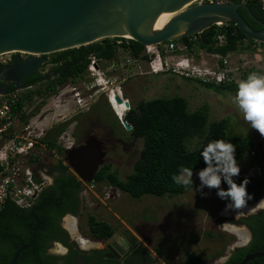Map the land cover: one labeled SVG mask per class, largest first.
<instances>
[{"label":"trees","instance_id":"16d2710c","mask_svg":"<svg viewBox=\"0 0 264 264\" xmlns=\"http://www.w3.org/2000/svg\"><path fill=\"white\" fill-rule=\"evenodd\" d=\"M247 5L253 17L245 9H240V14L254 30L261 29L259 22L256 21L264 22V12L261 10L260 4L256 0H249ZM220 35L224 36L223 43L218 40ZM189 39L190 37H186L176 43H188L190 51L201 49L221 56H227L239 50H249L258 44L264 45L248 39L234 23L212 26L198 35L195 44L194 42L190 43ZM120 49L128 52L130 56L139 57L144 50V45L126 38H108L80 48L50 54L48 64L56 66V75L53 78L55 81L46 83L44 87H39L34 90L33 94L40 95L46 100L52 94L57 93V89L68 81L74 82L84 77L88 72L92 57L105 60L110 65L117 64L115 61L118 59ZM143 59L148 58L143 57ZM252 72L262 74L260 70H251L244 72L241 79H246ZM38 77L31 78L26 86L39 82ZM198 84L218 94L226 92L236 94L238 86L237 83L212 85L199 82ZM13 90H15L14 85L9 88V91ZM45 103L43 102L34 109L35 111L30 116H25L23 119L28 121L41 110ZM22 106L23 103L16 110ZM115 119L118 122V118L115 117ZM126 120L133 127L132 138L143 141L140 158L135 163L134 172L123 180L115 171H112L111 165H104L92 184H108L137 200H141L146 195L155 197L184 195L195 184L185 189L176 184L172 177L179 173L181 166L188 167L194 172L205 167L201 151L210 141L216 139L234 143L237 149V160L246 154L255 152L254 161L264 170V151L257 140L245 134L229 136L228 129L231 126V119L227 117L210 121L208 105L192 112L189 109L188 100L184 97L156 98L141 101L128 113ZM67 126H55L46 133L40 143L45 145L47 151L56 149L59 154L63 155V149L58 147L57 140ZM38 161L39 159H32L31 163L36 164ZM53 176L54 184L48 186L41 193L32 209H22L12 201L5 204L0 213V264H10L16 252L25 245H30V247L20 254L17 264H55L57 257L47 256L44 253V248L53 241H61L67 245L65 239L68 238V234L59 227L60 221L67 215H79L83 185L70 171V168L61 162L57 163ZM240 181L242 180H237V182ZM224 187L226 188L227 185ZM248 191L250 194L254 193V199L248 204L260 200L264 196V176L261 179L251 180ZM214 193L216 194V190ZM37 208H42V210H35ZM40 214L43 215V220L40 221L34 243H32L33 233L38 225L34 216H40ZM87 224L93 238L97 240H109L116 233L112 225L99 220L94 215L89 216ZM247 224L255 234L253 242L256 245L253 248L259 244L260 248L264 247L263 213L252 217L247 221ZM209 236L214 237L212 233ZM69 251L68 256L63 258L66 264H77L76 259L80 257V253L72 247L69 248ZM137 252L147 257L148 260L150 257L151 264L155 263L156 260L151 258L145 247L140 246ZM246 252H250V248ZM102 254L98 251L83 253L84 264L92 262L100 264L96 257L103 256ZM157 254L161 255V252L157 251ZM86 255H93L95 260L86 258ZM259 261L263 262L261 259ZM127 262L130 263V260ZM103 264L118 263L106 260ZM182 264H204V258L198 254L188 253Z\"/></svg>","mask_w":264,"mask_h":264},{"label":"rangeland","instance_id":"374dc122","mask_svg":"<svg viewBox=\"0 0 264 264\" xmlns=\"http://www.w3.org/2000/svg\"><path fill=\"white\" fill-rule=\"evenodd\" d=\"M197 53L203 56L201 62L205 64L213 62L211 54L208 52L199 49ZM14 55L6 54L0 57V61H9ZM128 57H131L129 53L120 49L118 59L115 61L118 70L117 72H109L106 82L117 80L119 84L122 81V92L126 100L131 102L132 107H136L141 101L181 96L188 100L189 109L192 112L208 105L210 121L230 118L229 136L248 135L256 139L264 151V138L243 119V114L235 103V93L218 94L213 90L200 88L201 85L199 86L198 81L185 80L175 75H149L146 73L148 69L145 63L141 64V67H127ZM231 62L235 67L240 68V72L237 73V83L242 80L240 76L244 72L260 70L264 74V45L258 44L252 49L231 53ZM100 65L102 68L106 67L103 69L111 66L109 62H103ZM93 81V77L87 73L86 84L81 81L75 85L77 90L81 91L84 103V96L94 92L105 100L104 95H101L102 92H97L98 88L89 90V87L94 83ZM60 91L62 92H58L59 96L55 94L47 99V107L43 112L47 111L35 121L41 122L40 128L42 130L49 129L53 124L56 126L57 121L58 124L63 123V119H69L71 112L78 110V100L71 92L72 87L60 88ZM114 97L115 94H112L113 106L118 116H123L127 108L124 104H118ZM52 119L55 121H51ZM118 122L122 127L119 118ZM70 129L68 127L71 132ZM85 131L77 135L80 140L85 137ZM118 132L115 135H106V145L108 146L104 165H111L112 171H115L124 180L134 172L135 163L140 158L143 141L133 139L131 132H125L122 129H119ZM70 138H72L71 135ZM52 153L58 157L55 158L48 152L42 154V162L47 171L53 164L57 163L61 156L56 151ZM193 180L195 186L184 195L174 197L146 195L141 200L134 199L120 190H115L108 184H95V187H90L91 189H88L86 196H84L85 206L82 216L77 217V219L67 217L64 225L68 229H73L72 237L75 240L82 237L93 243L94 247L103 248V242L93 238L87 224L89 216L94 215L99 220L112 225L116 229L115 236L122 230H130L154 256L156 264H182L185 255L188 253L201 255L207 262L214 263L218 254L225 253L229 245L231 246L236 240V236H241L240 232L235 231L241 227L233 225L230 219H240L249 211H260V208L264 206H261L259 202L264 199V196L238 212L229 211L225 215L223 212L228 202L220 200L214 190H211L209 196L202 198L197 192L200 182L195 174ZM204 191L208 192L209 190L205 188ZM224 217L229 221L223 220ZM78 227H80V231H77ZM138 231L143 236H139ZM210 233L214 235L213 238L209 236ZM221 234H223V238H221ZM157 251H160L161 255H158Z\"/></svg>","mask_w":264,"mask_h":264},{"label":"water","instance_id":"95a60500","mask_svg":"<svg viewBox=\"0 0 264 264\" xmlns=\"http://www.w3.org/2000/svg\"><path fill=\"white\" fill-rule=\"evenodd\" d=\"M198 0H0V56L7 53H29L33 56L23 62L15 58L13 64L0 63V94L8 92L10 85L22 90L24 80L36 72L46 61L45 55L80 48L108 38H126L144 46L179 41L202 34L214 25L234 23L248 38L264 44V22L254 30L240 14L244 3H201ZM178 12L164 28L154 30L162 13ZM127 36V37H126ZM115 100L128 109L117 94ZM127 131L132 126L125 120ZM103 143L95 136L86 146L66 152L71 169L85 182L92 183L105 163ZM73 232V229L71 230ZM138 243L132 232L126 230L119 243L111 245V254L119 259ZM30 245L22 246L10 264H17L20 254ZM97 247L91 246L90 249ZM119 252V254H118ZM264 253L247 257L242 264Z\"/></svg>","mask_w":264,"mask_h":264},{"label":"built area","instance_id":"2783aa9c","mask_svg":"<svg viewBox=\"0 0 264 264\" xmlns=\"http://www.w3.org/2000/svg\"><path fill=\"white\" fill-rule=\"evenodd\" d=\"M248 1L199 0L196 3L232 4L241 2L247 4ZM256 1H258L261 10L264 12V0ZM198 35L190 37L189 42H194L195 44ZM223 38L224 36L220 35L218 37L219 42L222 43ZM198 51L199 49L190 51L188 43H176V41L158 45H146L139 57H128L126 66L135 68L141 67V64L145 63L148 69L146 73L149 75L169 74L204 84L222 85L238 82L237 73L240 72V68L232 64L231 54L221 56L220 54L209 53L213 62L205 64L200 61L203 60V56L200 53L198 54ZM143 57H147L148 59H143ZM0 62L7 63V61ZM103 62L107 61L92 57L89 66L91 74L97 73L99 75V85L105 81L109 72H117L118 70L116 64L103 69L106 68L101 67L100 63ZM121 83L122 81L118 84L117 80L110 81V84L113 86L109 91L111 96L115 92L122 96ZM94 87L95 84L91 85L89 89H93ZM31 89V87H28L23 90H14L3 95L0 94V213L8 201L14 202L18 207L23 209L32 208L38 196L49 185V177L37 178L31 164L32 159L41 158L45 148L40 143L44 132L38 130V124L35 122L37 120L35 118L37 117L30 119L28 122L23 119L25 116L28 117L36 107L35 102L37 97H33L30 94ZM101 91L105 90L101 87ZM76 96H78L77 93ZM21 103H23V106L16 110ZM70 135L66 131L57 141V145L64 150V153L73 146V138H70ZM254 157L255 152H252L238 160L241 166V174L236 178L237 180H243L245 177H250L251 180L263 178L264 171L254 161ZM58 159L65 166L68 165L62 156ZM90 187L94 188L91 185L88 186V189H91Z\"/></svg>","mask_w":264,"mask_h":264},{"label":"flooded vegetation","instance_id":"af4514ba","mask_svg":"<svg viewBox=\"0 0 264 264\" xmlns=\"http://www.w3.org/2000/svg\"><path fill=\"white\" fill-rule=\"evenodd\" d=\"M32 56L33 55L29 54V53L15 54L12 57V59L9 62H7V64H13L15 61V58H17V57H20L21 58L20 62H23V61L31 58ZM45 59H46L45 63L36 72H34L32 75H30L28 78H26L24 80V85H27L31 81V78L38 77V75H40V77H38L39 82H37L34 85H30L33 88V90H36L39 87H44L46 83H50V82L55 81V79H53V78L56 75V73H55L56 66L48 64L49 55H45ZM86 75L84 77L78 79L77 81H74V82L68 81L64 86H62L60 88H66L67 86H71L73 90L74 89L76 90V91L72 92V94L75 96L77 93L78 96L81 97V91L77 90L78 88L75 87V85L81 81H84V83H85ZM50 77H51V79H50ZM12 85H10L9 88H11ZM60 88H58L57 93L52 94L50 96V98L53 97L55 94H57L56 96H59L58 92H62V91H60ZM87 88H88V86H87ZM200 88L203 89L202 86H200ZM50 93H52V92H50ZM93 94H94V96H93ZM93 94H89L88 96H84L85 103H84V99L81 97V99H80L81 106L78 107V110L71 112L69 114V119H63V123L58 124V121H57L56 126L67 124L69 129H70V125L72 126V128L70 130H71L72 134L74 136H76V137L73 136L72 149H76V148L78 149L80 147L86 146L87 139L91 136H95L99 141H101L103 143L104 151L106 153V156H105V160H106V157H107L106 150H107V146H108V145H106V141H107L106 135H115V134L119 133L118 132L119 129H122L125 132H132L133 129L131 131H127L125 129V127L123 126V124H122V127L120 126L121 124L119 125V123L115 119V117H117V111L109 103L108 98L106 96H104L105 100H103L102 96L96 95V92H94ZM124 100L125 99H123V102L125 103ZM82 103H84V104H82ZM129 104H130V107L126 111L127 113L125 114V120H126V116L128 115V113L133 108H135V107H132L130 101H129ZM81 130L82 131L86 130L84 132L85 137L82 140H80L77 137V135L80 132H82ZM56 165H57V163L53 164L49 168V171H48L49 176H50V185L54 184L53 171H54ZM83 187H84V189L82 192V205H81L80 213L77 217L82 216L81 214H82V212L84 210V206H85L83 195L86 194V192H85L86 188L84 185H83ZM35 210L40 211V210H42V208H37ZM261 213H263V218H264V207L260 208V211L246 212L245 215L240 219H236V218L230 219L233 225H238L241 227L240 229L237 228L235 230V231L240 232L241 236H236V234L233 233L236 236V240L231 244V246L229 245V247L226 249L225 253L223 252L222 254H218L214 263H209L204 259V264H230V263L242 264L243 261L247 257L253 256V255L259 254V253H264V247L260 248V246H259L260 244L255 246V248H253V246L256 245L253 242L255 234H254V231L252 230V228L247 224V221H249L252 217H254V216L256 217V216L260 215ZM67 217H72V216L67 215L64 218H62V220L60 221V225H59V227L62 230L66 231L68 234V238L66 237V239H65L67 242V245L62 243L61 241H58V242L53 241L51 244L47 245L44 248V253L47 256L57 257L55 264H66V261L63 258L68 256V254L70 252L69 251L70 247H72L75 251H78L80 253V257H78L76 259L77 264H84L85 258H84V255H82L83 253L93 252V251H98L100 253H103L102 254L103 256H101V255L97 256V257L95 256L97 262L100 264L105 263L106 260L116 261L118 264H126V262L128 260H130V263L127 262V264H151L150 263V257L148 260L147 257L142 255L140 252L139 253L137 252L138 248L140 246L144 247V245L140 242V239L135 234H134V236L138 239V243L135 247H133L131 250L127 251V254L121 255V257L119 259L115 255L112 258H110V257H108V255L111 254L110 247L114 243H119V237H121V234L123 233L124 230L118 232L117 236H113L109 240L101 241L104 244L103 248L89 249V248H85L82 246L83 243H81V240L83 242L90 243V247L93 245V243H91L89 240H86L82 237H80V239H78V240H75L72 237V231H71L72 228L69 227L70 229H68L65 227L64 222H65V218H67ZM34 218L37 220L38 225H37V227L33 233L32 243H34L35 236H36L35 234H36L38 227L40 225V221L43 220V215H41V214H40V216L35 215ZM222 219L229 221L226 217H224ZM77 231H80V227H78ZM224 231L228 232L226 230H224ZM138 234H139V236H143V234L141 232H139ZM221 235H223V234H221ZM223 237L224 236H222L221 238H223ZM249 248H250V252H246V250ZM148 253L151 256V258H154V256L149 251H148ZM118 254H119V252H118ZM86 258L94 259L93 255H86ZM260 259L263 262H260L259 261ZM89 264H97V263L92 262ZM154 264H156V261ZM246 264H264V257L255 258L253 260H250Z\"/></svg>","mask_w":264,"mask_h":264},{"label":"clouds","instance_id":"9594fccd","mask_svg":"<svg viewBox=\"0 0 264 264\" xmlns=\"http://www.w3.org/2000/svg\"><path fill=\"white\" fill-rule=\"evenodd\" d=\"M239 3H241V2H239ZM7 54H9V53H7ZM10 54H19V53H10ZM4 55H6V54H4ZM9 61H7V62H9ZM1 64H7V63H1ZM87 73H90L89 68H88ZM90 75L94 79V83H92V85L95 84L94 88H98L97 92L98 93L102 92L101 95L106 96L108 98L109 103L113 106V102L110 98L111 94L109 92L113 86L110 84V81H108L106 84V81H107V78H106L105 81L99 85L98 84V79H99L98 76L99 75L97 73H95V74L90 73ZM221 79H222V77H221ZM185 80H190V79H185ZM193 81H195V80H193ZM120 85L122 88V83ZM28 87H31V86L25 85V87L23 89L28 88ZM101 87L105 91H101ZM89 90H91V89H89ZM74 91H76V90L72 89L71 92H74ZM8 92H11V91L8 90ZM8 92H6V93H8ZM33 92H34V90L32 88L30 90V94L33 97H37L36 102H35L36 103L35 109L39 105L43 104V102H46L42 106L41 110L36 115H34L30 118V119H32L34 117H37L35 119H40L41 116L43 115V113L47 111L46 110L43 112V110L47 107L46 105H47L48 100L47 99L45 100V98L40 96V95L33 94ZM117 94L118 93L115 92V96ZM1 95H3V94H1ZM75 97L78 100L77 105H79V107H80L81 104H80L79 100L81 99V97L76 96V95H75ZM120 97L122 98V100L123 99L126 100V98H124L123 92H122V96H120ZM40 99H41V102H39ZM125 102H129V101L127 100ZM235 103H236V106L238 107L239 111L243 114V119L248 124H250L252 129L256 130L259 133V135L262 138H264V74H258L257 72H252L247 76L246 79L241 80L237 86V91L235 94ZM34 111L35 110H33V112ZM126 111H125L123 116H118V113H117V117L121 120V122L123 119H125V114L127 113ZM30 119L28 121H30ZM45 120H47V118H45ZM51 121H55V119H52ZM36 124H38V130L44 132L43 138L45 137L47 132H49L52 128L55 127L53 124L54 127L51 126L49 129H43L42 130L40 128L41 122L37 121ZM132 129H133V127H132ZM66 131L69 132L73 138V134L68 130V128H66L64 132H66ZM41 140H40V142H41ZM42 145L45 147L44 144H42ZM55 151L58 153V151L56 149L52 150L50 152L47 151L46 148H44V150H43V152L51 153L54 157H55V155L52 152H55ZM236 151H237L236 145L234 143H232L231 141H226L224 139L212 140L206 146H204L203 150L201 151V157L203 159L205 167L201 168L198 172H194L192 169H190L188 167L181 166V168L179 169V173L177 175H174L172 177V179L176 184L183 186L185 189H188L195 183V181L193 180V176L195 174L198 177L199 182H200L199 186L197 187V192L200 193L202 198H206L207 196H209L211 190H216V195L220 200L228 201V203L225 205V209H224L223 214L227 215L229 211L238 212L239 210L247 207L249 201L254 199V193L250 194L248 191V186L251 183L250 177H245L242 181L237 182L236 178H238L241 174V166H240V164L236 158ZM43 152H42V154H43ZM66 152L64 153V150H63V155H61L63 158H65V160H66ZM58 155H60V154L58 153ZM38 159H39V161L36 162V164L31 163L33 168H34L35 175L37 178H44L45 176L49 177V185L48 186H50V176H49L47 169L43 165L42 155H41V158H38ZM58 162L62 163V161L60 159L57 161V163ZM67 163H68V161H67ZM66 166H68L70 168V171L77 177V179L80 182H82V185L85 186V188H86L85 192L88 191V186L93 185L95 187V184H92L94 182L87 183V182L83 181L71 169V167L69 166V163ZM224 185H227V187L225 188ZM205 188H207L209 191L205 192L204 191ZM83 189H84V187H83ZM115 190H117V189H115ZM86 194L83 195V199H84V196H86ZM39 196H38V198H39ZM35 203H36V201H35ZM259 203L261 206H264V199H261ZM32 208H30V209H32ZM70 219H77V216H72V217H70ZM124 231H126V230H124ZM99 241H104V240H99ZM86 248H89V247H86Z\"/></svg>","mask_w":264,"mask_h":264},{"label":"bare ground","instance_id":"6f19581e","mask_svg":"<svg viewBox=\"0 0 264 264\" xmlns=\"http://www.w3.org/2000/svg\"><path fill=\"white\" fill-rule=\"evenodd\" d=\"M199 1V0H198ZM178 14V12H173V13H162L157 20L155 21L154 24V30H161L162 28H164L166 26V24L172 19L174 18V16ZM127 37V36H126ZM107 83V82H106ZM81 243H83V247H90V243L87 242H83L81 240ZM87 243V244H86ZM92 245V244H91ZM93 246V245H92Z\"/></svg>","mask_w":264,"mask_h":264}]
</instances>
